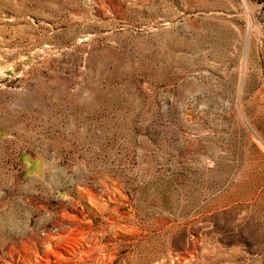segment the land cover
I'll list each match as a JSON object with an SVG mask.
<instances>
[{
  "label": "rangeland",
  "instance_id": "obj_1",
  "mask_svg": "<svg viewBox=\"0 0 264 264\" xmlns=\"http://www.w3.org/2000/svg\"><path fill=\"white\" fill-rule=\"evenodd\" d=\"M0 264H264V0H0Z\"/></svg>",
  "mask_w": 264,
  "mask_h": 264
}]
</instances>
